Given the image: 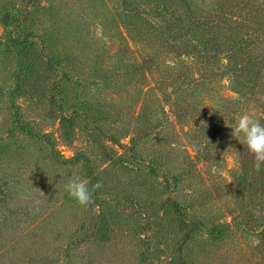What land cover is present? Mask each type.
Here are the masks:
<instances>
[{
	"label": "rangeland",
	"instance_id": "374dc122",
	"mask_svg": "<svg viewBox=\"0 0 264 264\" xmlns=\"http://www.w3.org/2000/svg\"><path fill=\"white\" fill-rule=\"evenodd\" d=\"M263 41L264 0H0V264H264L228 126L264 123Z\"/></svg>",
	"mask_w": 264,
	"mask_h": 264
},
{
	"label": "clouds",
	"instance_id": "9594fccd",
	"mask_svg": "<svg viewBox=\"0 0 264 264\" xmlns=\"http://www.w3.org/2000/svg\"><path fill=\"white\" fill-rule=\"evenodd\" d=\"M232 128V135L237 138L253 155L254 168L257 172L264 166V123L254 115L244 112L236 120ZM68 196L80 205L87 206L93 202V193L88 183L77 172H73L65 185ZM42 192V191H41ZM44 195V193L42 192Z\"/></svg>",
	"mask_w": 264,
	"mask_h": 264
},
{
	"label": "trees",
	"instance_id": "16d2710c",
	"mask_svg": "<svg viewBox=\"0 0 264 264\" xmlns=\"http://www.w3.org/2000/svg\"><path fill=\"white\" fill-rule=\"evenodd\" d=\"M198 8L197 6H196V3H190V8ZM223 8H224V6H222ZM211 13V12H210ZM252 40V39H251ZM263 43H264V41H263ZM141 63V62H140ZM6 91V90H5ZM69 117V116H68ZM88 152H83V157H85V156H88ZM130 155V157L132 158L133 156H132V154H129ZM248 170V168H247V166H246V164L244 163V165H243V172H246ZM243 175L242 174H240L237 178H236V182H237V189L239 190V192H242V195H244L245 193H247V192H245L246 191V185H247V177H242ZM171 185L173 186V185H177V183H178V181L177 180H172L171 181ZM167 201H168V205H169V207L171 208V209H173V211L175 212V213H177V215L179 216V218H180V220H181V222H182V224H183V229L186 231L185 232V234H184V236H183V240L184 241H187V239H190V236H191V232L192 231H194L195 229H196V222L197 221H194V220H191V219H189V217L187 216V214H186V212H184L181 208V203H180V201H179V199L177 198V196H175L174 194L170 197H168V199H167ZM98 216H99V218H102L103 217V219L104 218H106L105 216V214H98ZM105 220V219H104ZM99 221V220H98ZM99 222H101V220L99 221ZM220 224H221V222H219ZM222 229V228H221ZM237 228H236V226L235 225H232L231 223L229 224V227H227L226 229H225V231H224V236H229L231 233H234L235 232V230H236ZM263 231H264V228L261 230V232H259L260 234H263ZM230 232V233H229ZM223 233V232H222ZM262 244H263V242H262ZM258 246H259V244H255V245H251L250 246V248H258ZM179 253V252H178ZM180 264H181V261H180ZM183 264H184V262H183Z\"/></svg>",
	"mask_w": 264,
	"mask_h": 264
}]
</instances>
